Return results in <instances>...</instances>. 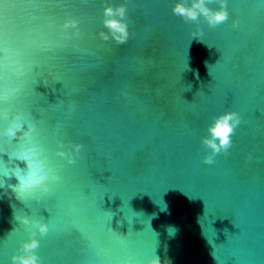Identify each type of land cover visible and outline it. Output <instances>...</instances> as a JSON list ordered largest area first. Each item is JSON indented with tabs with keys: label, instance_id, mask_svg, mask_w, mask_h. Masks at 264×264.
<instances>
[{
	"label": "water",
	"instance_id": "95a60500",
	"mask_svg": "<svg viewBox=\"0 0 264 264\" xmlns=\"http://www.w3.org/2000/svg\"><path fill=\"white\" fill-rule=\"evenodd\" d=\"M73 2L54 16L20 12L15 24L19 10L4 13L0 83L21 89L6 107L38 122L61 180L27 207L0 193V261L9 264L27 239L13 218L23 210L48 222L36 249L43 264L155 254L173 264H264V0H228L237 29L230 20L186 23L172 14L174 0H107L127 8L132 36L120 45L97 37L105 0ZM66 19L78 22L80 38L58 29ZM225 111L243 122L230 154L204 164L201 138ZM57 125L62 136L53 135ZM58 138L83 145L75 164L54 155ZM10 147L0 139V152ZM167 225L178 228L174 237ZM109 229L128 233L126 248Z\"/></svg>",
	"mask_w": 264,
	"mask_h": 264
},
{
	"label": "clouds",
	"instance_id": "9594fccd",
	"mask_svg": "<svg viewBox=\"0 0 264 264\" xmlns=\"http://www.w3.org/2000/svg\"><path fill=\"white\" fill-rule=\"evenodd\" d=\"M211 2H215L217 7L214 9L208 7ZM227 4L228 0H174L171 11L186 23H195L203 18L210 28H215L230 20L231 27L237 29L240 21L230 16ZM101 15V30L97 33L99 40L114 45L127 43L132 34L127 22L126 6L120 4L113 7L105 0ZM58 29L65 34L72 29L73 38H80L82 35L75 19H66L58 25ZM202 35L203 32L200 31L194 37H202ZM3 67L4 65L0 63V68ZM20 92L19 88L0 83V139L7 137L11 144L9 151L0 152V193L5 189L9 190L7 194H10V198L27 207L32 202L39 203L45 197H50L53 187L60 182L61 176L52 166L45 147L37 140L38 122L30 114L22 111L14 112L6 107L13 104ZM5 122H7L6 126H4ZM242 122V117L237 111H225L212 117L208 127L209 135L201 138L202 145L208 150L202 157L204 164H213L217 155L230 154L233 134ZM53 135L62 136L63 127L57 125ZM82 149V144L71 141L65 143L58 138L55 140L54 155L68 165H72L76 163ZM5 154L7 159L3 158ZM248 159L251 160L252 156L249 155ZM17 162H22L24 166L21 167ZM13 179L15 183H9ZM160 211L166 212L167 205L160 208ZM13 218L24 227L27 239L20 243L19 252L9 257V264H43L36 249L40 246V238L45 237L49 232L48 222L46 223L42 218L29 216L23 210H14ZM152 218H157V214L154 213ZM166 231L170 237H174L178 228L167 225ZM109 232L112 241L121 248L127 247L128 233H114L111 229ZM101 252L104 256L109 255V249L106 247L102 248ZM0 264L3 262L0 261ZM114 264H173V262L170 259L162 260L158 254H155L146 262L127 255L116 259Z\"/></svg>",
	"mask_w": 264,
	"mask_h": 264
},
{
	"label": "snow or ice",
	"instance_id": "6c2138e0",
	"mask_svg": "<svg viewBox=\"0 0 264 264\" xmlns=\"http://www.w3.org/2000/svg\"><path fill=\"white\" fill-rule=\"evenodd\" d=\"M69 6H74L73 0H0V52L8 51V40L5 30V10H7L8 8L19 10L13 14L12 22L13 24H15V20L21 17L20 12L27 13L29 9L41 8L49 16H54L58 9ZM38 127H40V125ZM65 130L69 132V130ZM42 135L43 129L40 133V136ZM37 140L42 144V140L39 137L37 138Z\"/></svg>",
	"mask_w": 264,
	"mask_h": 264
}]
</instances>
